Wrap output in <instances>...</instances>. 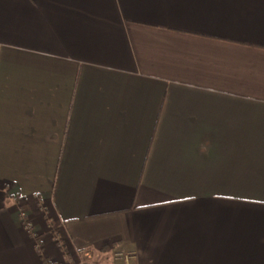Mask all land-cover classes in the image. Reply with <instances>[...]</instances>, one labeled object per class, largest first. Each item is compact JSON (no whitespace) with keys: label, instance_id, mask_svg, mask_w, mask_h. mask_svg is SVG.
I'll return each mask as SVG.
<instances>
[{"label":"crops","instance_id":"1","mask_svg":"<svg viewBox=\"0 0 264 264\" xmlns=\"http://www.w3.org/2000/svg\"><path fill=\"white\" fill-rule=\"evenodd\" d=\"M116 250L264 264V0H0V264Z\"/></svg>","mask_w":264,"mask_h":264},{"label":"built area","instance_id":"2","mask_svg":"<svg viewBox=\"0 0 264 264\" xmlns=\"http://www.w3.org/2000/svg\"><path fill=\"white\" fill-rule=\"evenodd\" d=\"M45 210L46 208L42 207V211ZM21 219L23 222V228L30 234H33V222L28 218L25 212L21 213ZM79 253L83 256H86L88 254V251L86 249H80ZM135 255V251L132 250H116L113 252V258L115 260L114 264H134L133 258L135 257Z\"/></svg>","mask_w":264,"mask_h":264},{"label":"rangeland","instance_id":"3","mask_svg":"<svg viewBox=\"0 0 264 264\" xmlns=\"http://www.w3.org/2000/svg\"><path fill=\"white\" fill-rule=\"evenodd\" d=\"M112 258H113V255H112ZM113 260H114V258H113ZM90 264H91V262H90Z\"/></svg>","mask_w":264,"mask_h":264}]
</instances>
